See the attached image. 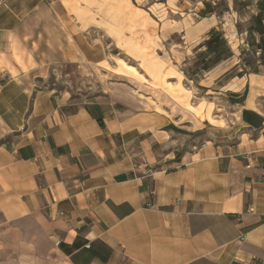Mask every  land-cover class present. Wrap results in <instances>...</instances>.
Returning <instances> with one entry per match:
<instances>
[{"label":"crops","instance_id":"obj_1","mask_svg":"<svg viewBox=\"0 0 264 264\" xmlns=\"http://www.w3.org/2000/svg\"><path fill=\"white\" fill-rule=\"evenodd\" d=\"M240 3L254 14L244 33L233 22ZM179 5L190 11L182 22L191 44L216 34L226 42L229 57L199 87L235 100L230 123L181 83L198 118L160 85L164 76L83 103L37 89L54 67L98 63L87 37L94 26L84 29L82 16L96 8L0 0V264L264 260L263 1ZM245 40L259 56L246 70L235 64ZM177 76L167 82L176 86ZM181 134L191 139L185 147Z\"/></svg>","mask_w":264,"mask_h":264},{"label":"rangeland","instance_id":"obj_2","mask_svg":"<svg viewBox=\"0 0 264 264\" xmlns=\"http://www.w3.org/2000/svg\"><path fill=\"white\" fill-rule=\"evenodd\" d=\"M82 1L85 7L96 8L93 10L85 8L82 16L84 29L94 26L87 37L89 44L99 49L98 63L86 64L83 70H77L75 66L70 65L54 67L45 78L38 79L37 89L52 90L57 96H70L73 102L83 103L109 93L110 88L117 84L137 81L148 83L150 78L161 79L164 76L160 85L173 93L180 103L186 98V108L198 118L204 119L203 112L199 106L192 105L188 97L183 96L187 90L192 92L190 98L193 102L211 103L213 106L208 105V109H213L217 116L225 115L229 123L236 117L235 100L229 94L203 91L199 83L204 74L197 76L196 81L192 80L191 70L199 61L198 55L203 54L206 49L201 47L204 40L191 44L185 38L182 20L186 16L185 13L190 11L185 12L183 10L185 6H180L179 0ZM243 5L240 3L236 7L235 11L239 17L234 15L233 22L237 20L239 31L244 33L250 27L254 14L252 9H247ZM218 8V13L224 15L226 3L220 2ZM224 16L228 17L227 14ZM231 22L232 20L225 23L231 25ZM243 36L245 38L244 34ZM255 38L258 37L248 35L247 40L253 42L252 39ZM248 43L246 40L245 43L241 42L240 55L235 61L238 68H243L245 64L254 66L259 58ZM236 71L233 69L232 74ZM170 72L176 75L169 77L176 78L177 73H180L181 82L179 79L176 86L167 82L169 77L166 74ZM205 107L207 106L204 104L202 108L205 110ZM208 118L212 121L210 114ZM190 140L183 134L180 135L182 147L188 145Z\"/></svg>","mask_w":264,"mask_h":264},{"label":"trees","instance_id":"obj_3","mask_svg":"<svg viewBox=\"0 0 264 264\" xmlns=\"http://www.w3.org/2000/svg\"><path fill=\"white\" fill-rule=\"evenodd\" d=\"M262 1L264 6V0ZM201 47H205L206 50L203 54L198 55L199 61L195 64V68L191 70L193 81H196V77L200 76V74L203 75L216 68L222 61L229 57L226 42L221 34L213 35Z\"/></svg>","mask_w":264,"mask_h":264},{"label":"built area","instance_id":"obj_4","mask_svg":"<svg viewBox=\"0 0 264 264\" xmlns=\"http://www.w3.org/2000/svg\"><path fill=\"white\" fill-rule=\"evenodd\" d=\"M247 159H248V157H246V160ZM248 168H250V166H248ZM249 212H253V209H250ZM248 264H264V260H261V259H258L256 257H253Z\"/></svg>","mask_w":264,"mask_h":264}]
</instances>
